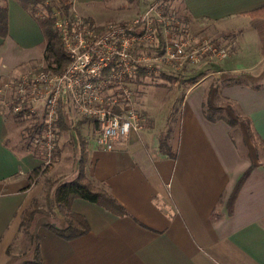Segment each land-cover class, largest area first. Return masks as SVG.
<instances>
[{
    "label": "crops",
    "instance_id": "obj_1",
    "mask_svg": "<svg viewBox=\"0 0 264 264\" xmlns=\"http://www.w3.org/2000/svg\"><path fill=\"white\" fill-rule=\"evenodd\" d=\"M4 4L8 32L0 38V86L42 66L44 52L36 22L16 0ZM182 5L194 21L241 31L231 51L215 41L227 51L225 58L186 64L209 71L183 96L176 136L169 146L175 159L160 145L165 131L158 135L157 150L147 148L162 130L154 114L146 115L141 133L129 135L112 151L89 146L87 177L104 185L127 215L118 217L74 199L70 211L81 215L89 230L70 241L47 230L44 225L51 221L43 215L36 216L31 232L39 240L40 264H264V39L244 15L263 6L264 0H184ZM223 111L250 120L262 147L259 162L238 148L230 133L232 124L220 115ZM237 123L242 128V121ZM10 135L0 105V264H23L11 248L21 230L22 212L38 197L41 185L21 190L28 185V172L42 159L14 152ZM66 170H53L58 179L54 187L76 177L77 168ZM238 184L230 205L228 199ZM53 215L57 221L53 223L60 224L57 211Z\"/></svg>",
    "mask_w": 264,
    "mask_h": 264
},
{
    "label": "built area",
    "instance_id": "obj_2",
    "mask_svg": "<svg viewBox=\"0 0 264 264\" xmlns=\"http://www.w3.org/2000/svg\"><path fill=\"white\" fill-rule=\"evenodd\" d=\"M163 22L155 5L130 22L100 26L72 17L64 9L52 13L53 28L69 56L67 65L55 74L41 70L12 78L3 83V90L0 88V95L13 91L17 114H36L41 108L42 134L38 141L43 169L49 167L54 156L58 112L64 98L78 115L95 125L99 150L112 151L117 143L147 126L146 115L134 104V80L139 71L155 74L162 64L164 70H180L204 58L227 56L217 42L197 40L189 34L162 38L153 28ZM158 37L160 46L153 49Z\"/></svg>",
    "mask_w": 264,
    "mask_h": 264
},
{
    "label": "rangeland",
    "instance_id": "obj_3",
    "mask_svg": "<svg viewBox=\"0 0 264 264\" xmlns=\"http://www.w3.org/2000/svg\"><path fill=\"white\" fill-rule=\"evenodd\" d=\"M0 1L3 2V6L5 0ZM16 1L19 2V0ZM55 1L57 8L64 9L70 14V16L81 17L96 26L117 22H130L134 18L140 16L148 7L155 5L159 9L162 19H164L163 25H159V31L162 38L163 35L178 38L182 34H189L196 38L199 36L201 40L206 37L208 41L219 42L221 46L229 49V51L232 49L230 45L234 42L237 33L241 31L237 30V28L222 30L217 25H213L205 20L194 21L189 19V21H186L183 18V12L181 11L182 6L178 0H92L89 3L86 2L87 4H77L75 0ZM29 2L30 1H25V5L28 8L32 6ZM47 5H51L48 0ZM48 17H52V15ZM159 42L161 43V38L158 37L157 43L153 49H155L157 45L158 47L160 46ZM156 51L159 50L156 49ZM153 52L156 53L155 51ZM42 59L43 65L32 68L29 71L30 73L45 69L46 65L44 58ZM185 66H188L189 68ZM185 66L180 70L173 71L168 68L164 70L165 67H163L162 64L160 65V69L158 68L157 73L148 75L139 71L134 80L136 84L134 90L135 107L149 117L154 114L158 123L162 125V130L158 132V134H155L152 137L151 143L148 144V150H157L159 139L160 141L162 140L161 137L158 139V135L168 130L171 132L166 143L168 146H172L176 136L181 102L185 91L190 86H193L200 79L201 75H205L206 72L209 71V69H206L205 67L199 69L196 68V66ZM11 79L12 78L8 80ZM221 84H224L223 80L221 81ZM0 88L3 90L2 85ZM4 94L0 95V105L5 123L11 134L10 139H8L9 146L12 150H16L15 152L18 153L29 152L24 150L25 146L29 143V138H26L25 135V129L29 126L31 121L39 124L41 123V108H37L36 114H17L13 109V106L16 104V101L13 98V91H8ZM5 98H9L10 100H5ZM59 110L63 113L64 124H57V140L54 156L47 172L39 180L41 191L39 192L38 197L35 198L37 205L43 209L47 208V201L50 204L52 203L50 198L46 199V194L49 193L51 195L52 187L50 184H53L58 180L53 176V170L58 167V171L67 173L66 169H68V171H73L77 168L81 139L85 141L84 148L86 150L93 143L96 145V133L93 130L92 125L90 126L91 122H87V119L82 118L76 113L68 98L63 99ZM230 114H232V112L229 113V115L224 111L223 113H220V115L227 118L229 124H232V128L230 125V133L234 137L238 148H240L243 153L249 151L252 156V162H259L262 159L261 145L257 142L255 137L252 138L248 135L243 117H239L235 111L232 115ZM230 116L233 117L234 120H232ZM239 121H242V128L240 127V124L237 123ZM35 141L36 140H34L33 143L31 142V150L29 153H31L33 149H36L42 158L43 153L40 149V141ZM163 149L166 150L165 146ZM50 209L52 214L56 211L53 205ZM40 216L41 215H37V217ZM42 218L46 221L57 222L52 216H42ZM33 248L34 242L29 239L25 232L20 230L11 248L12 252L14 254H19V259L24 261L31 258Z\"/></svg>",
    "mask_w": 264,
    "mask_h": 264
},
{
    "label": "trees",
    "instance_id": "obj_4",
    "mask_svg": "<svg viewBox=\"0 0 264 264\" xmlns=\"http://www.w3.org/2000/svg\"><path fill=\"white\" fill-rule=\"evenodd\" d=\"M25 1H30L32 4L30 8L25 5ZM50 2V6L47 5V0H19L20 6L28 13V15L36 22L38 25L42 36L44 38V62L45 69L44 71L51 72L53 74L61 72V70L67 65L69 61V56L66 54L63 49L62 43L58 37L57 32L53 29L52 17H48L52 15V13L58 9L56 6L55 0H48ZM170 1V0H165ZM182 6L181 11L183 12V18L186 21H189V16L182 3L184 0H178ZM169 6V4H168ZM249 19L251 26L256 30L262 39H264V5L253 9L247 13H244ZM164 16V15H163ZM123 24L124 22H119ZM156 32L159 30V26L154 25L153 28ZM7 7L4 4L0 6V38L4 39L7 37ZM264 52V50H263ZM145 76V75H143ZM63 113L59 110L57 124L63 123ZM248 135L254 138V134L251 130L250 120L247 118H243ZM87 122H90L87 119ZM93 130H95V125L92 124ZM26 138H29L28 145L25 146L24 150H31V142H38L40 138V134H42L41 125L37 122L31 121L29 126L25 129ZM170 130L162 133L160 145L161 147L166 148L167 156L171 159H175V155L170 152L169 146L166 143V140L169 137ZM39 134V135H38ZM38 135V136H37ZM162 143V144H161ZM6 145V142H4ZM85 141L83 139L80 140V153L79 159L77 163V175L76 177L69 181L57 184L55 187L51 183L50 186L54 187L53 190V201L52 203H48L47 208L43 209L39 207L35 200H32L28 207L22 212L20 229L27 234L29 239L34 242V248L32 250L31 258L24 260L23 264H40L41 263V255L39 250V240L34 237L31 233V227L34 218L37 215L43 216H52V211L50 207L53 205L54 209L60 216V224H56L53 222L46 223L44 227L58 236L59 238L70 241L79 236L86 234L89 230L88 225L85 219L78 214L72 213L70 211V204L74 199L84 200L93 204H96L105 210L111 212L113 215L122 217L126 216V210L110 195V193L106 190L104 185L95 184L90 180L85 172V164L87 161V150L84 148ZM15 152V151H14ZM31 154L37 158L42 159L40 154L36 149L31 151ZM48 167L45 169L42 168V165L36 167L31 170L27 174L28 185L22 189L21 191L27 190L30 188L32 184H36L39 182L40 178L47 172ZM241 183V182H240ZM240 184L237 185L236 189L233 191L232 195L229 197L228 201L231 205L236 197L238 188ZM52 189V188H51ZM49 193L46 194V199H49ZM50 202V201H49ZM51 212V213H50Z\"/></svg>",
    "mask_w": 264,
    "mask_h": 264
}]
</instances>
